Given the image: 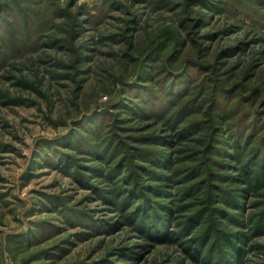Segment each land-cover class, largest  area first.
Segmentation results:
<instances>
[{
  "label": "rangeland",
  "instance_id": "rangeland-1",
  "mask_svg": "<svg viewBox=\"0 0 264 264\" xmlns=\"http://www.w3.org/2000/svg\"><path fill=\"white\" fill-rule=\"evenodd\" d=\"M0 264H264V0H0Z\"/></svg>",
  "mask_w": 264,
  "mask_h": 264
}]
</instances>
